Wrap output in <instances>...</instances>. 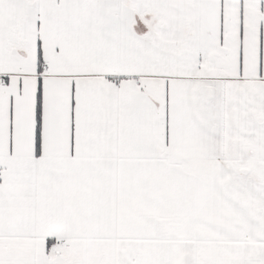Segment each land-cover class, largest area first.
I'll return each mask as SVG.
<instances>
[{"label":"crops","instance_id":"crops-1","mask_svg":"<svg viewBox=\"0 0 264 264\" xmlns=\"http://www.w3.org/2000/svg\"><path fill=\"white\" fill-rule=\"evenodd\" d=\"M0 80L5 249L264 264V0H0Z\"/></svg>","mask_w":264,"mask_h":264},{"label":"rangeland","instance_id":"rangeland-1","mask_svg":"<svg viewBox=\"0 0 264 264\" xmlns=\"http://www.w3.org/2000/svg\"><path fill=\"white\" fill-rule=\"evenodd\" d=\"M2 241H4V239H2L1 242ZM7 244L10 245V250H8L7 248L5 249L4 245H0V264H33L34 263L31 244H26L23 250L18 248V246H15L14 244H10V243ZM52 248L57 250L58 247L52 246ZM59 251H60V255L58 257H56V253L55 254L51 253L50 264H83V257H82L83 250L81 248H78L75 252H71V251L69 252L64 249L63 250L61 249ZM22 254H24V257H22L23 256ZM211 260H212L211 247L208 245V247L204 251V254L202 255L201 253L200 261H204L205 264L206 263L210 264Z\"/></svg>","mask_w":264,"mask_h":264},{"label":"trees","instance_id":"trees-1","mask_svg":"<svg viewBox=\"0 0 264 264\" xmlns=\"http://www.w3.org/2000/svg\"><path fill=\"white\" fill-rule=\"evenodd\" d=\"M39 112H40V92L38 89L37 90V96H36V120H37V124L39 121ZM35 141H36L35 146L38 149L39 148V129H38V126H37L36 133H35ZM45 240H46L47 244L48 243L51 244L54 242V239L51 237H47Z\"/></svg>","mask_w":264,"mask_h":264},{"label":"built area","instance_id":"built-area-1","mask_svg":"<svg viewBox=\"0 0 264 264\" xmlns=\"http://www.w3.org/2000/svg\"><path fill=\"white\" fill-rule=\"evenodd\" d=\"M1 81V80H0Z\"/></svg>","mask_w":264,"mask_h":264}]
</instances>
